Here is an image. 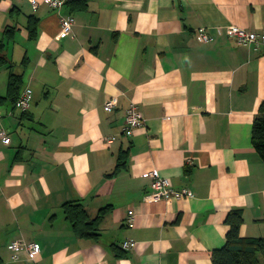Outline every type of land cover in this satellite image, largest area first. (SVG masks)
<instances>
[{
	"label": "crops",
	"instance_id": "1",
	"mask_svg": "<svg viewBox=\"0 0 264 264\" xmlns=\"http://www.w3.org/2000/svg\"><path fill=\"white\" fill-rule=\"evenodd\" d=\"M38 2L0 0V41L14 28L0 65V127L10 137L0 139V264H209L233 209L242 236H264V162L251 138L264 47L226 34L229 25L264 33V0ZM68 14L72 31L56 39ZM201 27L211 41L199 40ZM10 72L21 78L13 94ZM25 87L23 111L15 100ZM132 102L145 123L128 136ZM152 170L193 195L145 202ZM65 202L91 219L108 207L96 237L74 233ZM127 238L136 244L123 250ZM15 239L36 242L37 258L12 260Z\"/></svg>",
	"mask_w": 264,
	"mask_h": 264
},
{
	"label": "trees",
	"instance_id": "2",
	"mask_svg": "<svg viewBox=\"0 0 264 264\" xmlns=\"http://www.w3.org/2000/svg\"><path fill=\"white\" fill-rule=\"evenodd\" d=\"M36 21L34 17H29L27 21L28 36L31 39L36 36ZM13 30L14 28L5 27L3 31V40L0 41V65L7 62L3 54L4 41L11 39ZM20 80L19 75L10 72L7 80L9 94H13L19 87ZM251 138L255 151L264 162V98L252 123ZM125 157L126 152L120 153L115 171L124 166ZM63 209L77 236L96 237V225L108 207L101 208L93 219L80 203L65 202ZM242 221L240 209H233L227 214L225 222L229 228L225 244L212 251L209 264H264V236H242L239 232Z\"/></svg>",
	"mask_w": 264,
	"mask_h": 264
},
{
	"label": "built area",
	"instance_id": "3",
	"mask_svg": "<svg viewBox=\"0 0 264 264\" xmlns=\"http://www.w3.org/2000/svg\"><path fill=\"white\" fill-rule=\"evenodd\" d=\"M49 7L54 10H59L62 6L71 2L72 0H43ZM31 3L36 7L39 2L38 0H31ZM74 24V17L70 14L60 17V30L55 36L56 39L61 38L69 33H71ZM226 34L229 38L245 46L251 47H264V33L249 31L245 28L229 25L226 28ZM197 36L201 42L207 43L211 41L212 37L206 32L204 27H201L197 31ZM32 98V90L29 87H25L21 93L18 95L15 105L25 111L30 107V102ZM116 106V101L114 99H109L104 103V109L107 111L112 110ZM145 123V118L138 108V106L132 102L125 111L124 122L122 127V132L125 135L130 136L135 128L143 126ZM0 139L4 143L10 142V137L7 131L0 127ZM114 137L108 138L107 141H111ZM149 177L151 178V190L144 196L145 202H156L164 200L166 202L173 199L179 200L183 197H191L192 192L183 187L175 188L170 179L162 177L158 174L156 170L149 172ZM126 224L129 227L134 226V213L132 210H128L126 215ZM136 242L132 239H125L120 243L123 250H129L135 246ZM11 259L18 260L21 255H24L26 260L34 261L40 253V248L38 244L34 241H25L23 239H15L10 243Z\"/></svg>",
	"mask_w": 264,
	"mask_h": 264
},
{
	"label": "bare ground",
	"instance_id": "4",
	"mask_svg": "<svg viewBox=\"0 0 264 264\" xmlns=\"http://www.w3.org/2000/svg\"><path fill=\"white\" fill-rule=\"evenodd\" d=\"M189 189V188H188Z\"/></svg>",
	"mask_w": 264,
	"mask_h": 264
}]
</instances>
